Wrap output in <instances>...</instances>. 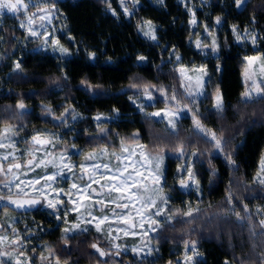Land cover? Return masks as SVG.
Segmentation results:
<instances>
[{
    "label": "trees",
    "instance_id": "trees-1",
    "mask_svg": "<svg viewBox=\"0 0 264 264\" xmlns=\"http://www.w3.org/2000/svg\"><path fill=\"white\" fill-rule=\"evenodd\" d=\"M42 1L56 4L61 25L58 40L69 52L62 56L50 51H35L33 48L37 43L32 42L29 36L25 38L26 32L9 21L18 17V14L2 13L5 22L0 26V124L15 125L18 134L26 138L34 130L52 129L62 133V141L67 145L75 144L76 148L83 151L102 144H107L111 150H118L119 136L127 137L134 129H139V142L151 148L155 136L166 135L163 131L164 124L156 122L158 120L155 118L151 121L147 119L133 101L129 100V96L140 94L136 89L128 87L129 78L134 82L163 84L169 91L175 85L178 92L181 91L180 78L176 67L171 63L169 49L174 47L184 50L186 41L193 32L182 5L177 0H164L162 4L138 0L133 14L125 16L119 7V0H110L112 8L116 10L114 16L108 11L105 0ZM222 1L225 0H213L215 5L208 12H212L213 16L220 15L225 27L231 22L245 26L255 17L264 30V0H247L246 6L240 9L234 0H226L225 3ZM199 15L202 16L203 13L199 11ZM143 19L158 25L159 42L145 38L137 29V23ZM225 37L226 41L224 35L219 36L223 70L219 77H214V82L215 85L220 84L227 95L226 118L217 121L208 115L212 110L209 104L211 94L200 103L201 118L208 116L204 120L205 124L218 133L223 130L225 138L230 140L233 158L239 169H230L223 155L214 152L212 163L217 174L210 182L207 160L204 157H193V171L197 174L202 191L198 195L183 191L174 183L171 173L167 175L165 190L169 191L171 188L170 206L183 208L184 201L193 204L198 202L200 217L191 225L179 223L177 219L171 222L174 227L165 225L154 239L158 253L152 257L139 258L132 252H120V255L112 253L110 257H99V260H109L110 264H165L169 260L175 264L179 260L183 264V241L195 239L203 254L199 258L202 264H224L226 258L232 261L234 257L236 261L245 259L258 264V254L264 250L261 238H254L256 247L253 248V240L246 226L236 225L235 217L232 216L225 222L223 214L219 212L225 206L224 195L230 181L235 189L234 197L239 196L249 205L254 219H257L256 206L264 207V187L252 182L257 169V155L264 148V123L260 122L264 113V100H253L246 105L239 102V94L244 87V60L232 39ZM86 51H92L95 55L89 58ZM138 56H143L144 59L138 60ZM13 61L20 62L21 69L14 70ZM64 75L67 76L66 80ZM82 79L100 87H93L89 91L81 84ZM154 92L156 101L149 104L151 106H147L146 110L164 106L162 95L155 90ZM17 99L24 100L25 109H16ZM42 104L51 105L57 116L63 111V107L71 105L80 118L73 123L72 128L69 127L72 120L70 115L68 124L61 125L51 114L42 111ZM232 105H236V108L233 109ZM113 107L119 111L113 113ZM17 111L23 112L22 117L9 119ZM240 112H243V118H240ZM99 113L116 116L114 120L100 123L109 130L106 137L96 129L94 116ZM191 123L188 116L182 119L178 125L179 134L186 141L196 142L195 137L189 135ZM149 130L153 133L151 138ZM165 142L171 146L175 143V138L168 137ZM197 147L203 149L208 146L201 141ZM177 163L181 161L169 152L165 160L167 169L175 171ZM16 213L30 215L33 220L41 223L37 232L40 246H33L37 248L36 255L43 250L41 245L46 242L62 262L67 260V264H97L98 253L90 248V244L97 241L100 247L108 245L105 237L93 228L86 233L69 235L70 244L63 245L60 240L62 226L48 210L39 206ZM192 228L195 231H191ZM49 260L53 264L55 258L49 257Z\"/></svg>",
    "mask_w": 264,
    "mask_h": 264
},
{
    "label": "snow or ice",
    "instance_id": "snow-or-ice-1",
    "mask_svg": "<svg viewBox=\"0 0 264 264\" xmlns=\"http://www.w3.org/2000/svg\"><path fill=\"white\" fill-rule=\"evenodd\" d=\"M158 2L163 3V0H158ZM108 11L112 12L116 16V10L112 8L110 0H105ZM138 0H131V5L127 4L125 0H119V7L123 10V15H132V9L136 7ZM237 8H243L246 6V0H234ZM187 6V5H186ZM33 8L34 11L29 14L28 9ZM7 10L9 13L20 14L21 9H23L22 15L24 19L19 21L20 27L26 32V37L28 36L36 39H40L41 29H43L42 36L47 37V39L41 40L38 47L47 48L49 46V41L53 46V51H59L62 55L69 52V49L63 46L57 39L55 33H49L44 27L43 22H50L54 12L56 11V4L53 2L51 4H32L31 2L25 3L24 0H0V12ZM188 12L190 13L189 24L195 23V14L191 7H188ZM217 24L221 23V17L219 15L213 18ZM37 20L41 21L39 27H34ZM251 22L255 23V17L251 18ZM137 29L143 33L144 36L150 38L153 41H157L156 26L151 20L143 19L141 22L137 23ZM233 36L237 41L242 39L251 40L253 44L256 43L257 34L255 32H250L248 27L245 26L243 34L238 32L237 26L235 24L231 25ZM205 33L211 37L210 46L204 45L199 36L195 41L196 47L200 48L202 51L205 47H210L213 53L217 52L218 44L215 36L214 29L209 30L208 26H204ZM74 42V38H72ZM86 55L92 58L95 53L92 51H86ZM138 60H143V56H138ZM181 57L177 54L176 64L180 72V89L178 92L175 85L171 87L169 91L163 84H151L150 82H134L130 77V83L128 87L136 89L144 98L149 101L153 99V90L162 95L163 108H156L152 112H146L145 108L151 105H145L143 103H137L132 96H129V100L133 103H137L139 111L145 115L150 121L159 117L160 121H166L164 125V136H155V142L152 143L151 148L145 143H140L141 131L139 129H134L127 137L119 136V146L118 150L109 152L108 145L102 144L97 145L88 152H79L83 157L78 167L85 176H87V181L82 185L76 183L69 184V191L64 192V189L59 187H52L53 183L56 182V178L61 176V173L67 172L69 174V179H71L73 173L72 169L77 167V164L71 162V157L68 152L61 148V154L59 156H54L52 153L46 151L43 146L50 144L53 140H60L58 135L48 133L47 130L43 131H33V134L29 136L24 143L27 147L23 150L22 155L31 157L30 159L22 160L17 162L16 157L13 153H0V174H3L4 179H0V201H5L4 211L7 213L9 211L8 205H15L16 208L23 209L25 206L29 208L37 205L38 203L47 204L48 208L58 210L62 201L52 198L48 199L47 196L42 192V188H50L53 193L59 194L64 192L65 195H69V202L72 205L68 210L76 212L77 207H84L85 212L88 216H92V212L89 210L93 207V204L89 203L87 205L78 204L77 200L71 199L70 192L74 189L82 188L84 194L77 191V195L81 201H91L93 197L89 193H95L98 190L92 187V183L100 184V180L104 179V173L99 172V169H104L105 172H110V179L105 180V183L100 184V191L108 188L110 191L105 194L108 198L103 196L95 199V207L103 210L104 205L116 204L117 208L128 209V205L132 204L135 206L136 215L139 216V224L132 223L129 219V212L123 211L117 213L115 209H112L113 215L109 217L108 215L101 214L99 216L93 217L95 220V230L97 233H103L101 225L105 221L110 219L124 220L125 226L117 227L116 231L123 232L125 236L127 235H140L142 238L148 240L151 243V237L148 236L147 231L137 233L135 231H129V225L132 228L138 226H146L148 231L153 233L157 232V229L163 230L165 225H171L174 219H177L179 223L185 225H191L196 219L200 217L201 209L197 204H193L190 201H184V207L170 206L171 197L169 191L165 190L167 185V167L164 164L165 157L169 155V152L174 154L175 159L181 161L182 163L176 164V169L173 174L174 183L179 185L181 189H195L197 193L202 190L200 188V181L197 178V174L193 171V157L200 159L204 157L208 164V175L211 182L212 177L216 176L217 169L212 163V156L215 153H220L223 155L224 159L230 169L238 170L239 165L233 158L234 153L230 145V140L225 138L223 130L218 133L217 130L209 127L204 123V120L208 119V116L201 118L199 112V105L197 100L200 96L204 94V88L206 84L211 83V78L205 80L204 77L206 73V65L200 64L198 67L193 65L192 72L193 75H187V69L185 65L180 64ZM245 64L243 66V90L240 92V103L248 104L253 100H264V59L261 58V53L256 52L255 55L245 56ZM258 65L259 73L254 70V66ZM12 68L14 70L21 69V63L18 61L12 62ZM216 70L220 71V65L217 63ZM62 75L63 70L61 69ZM65 80L67 76L63 77ZM56 79H59L57 77ZM187 81V83L185 82ZM81 84H84L89 91L93 87H100L99 85L93 86L86 79L81 80ZM60 85H57L59 87ZM212 100V110L208 114L213 116L217 121H223L226 117V105L224 103V96L221 90L220 84H216L215 88L211 93ZM16 109L23 110L26 108L23 99L16 100ZM63 107V106H61ZM42 111L51 114L54 119L58 120L61 125L68 124V116L70 115L73 120L79 115L74 107L69 105L68 107H63V111L60 112L59 116L56 115L55 111L51 105H41ZM235 109L236 105H232ZM7 110V109H6ZM113 113L119 111V109L113 107ZM23 112L17 111L12 113L9 119H19L22 117ZM103 114H98L94 117L97 121L96 129L98 133L103 134V136L108 135V129L101 126L99 123L100 116ZM190 116L191 126L189 135L195 137L196 142L187 140L185 137L180 136V129L178 125L180 121L185 116ZM240 118H243V112L239 113ZM264 123V113H262L261 121ZM16 126L13 124H0V137L3 133H14ZM86 131V130H85ZM119 135V134H117ZM150 138L153 133L149 130ZM168 137H174L175 143L169 145L165 141ZM94 139H99V137H93ZM9 140V147L13 148V152L16 151L15 141L11 136L7 137ZM203 142L208 147L203 149L198 148L197 144ZM5 145L0 140V148H4ZM72 148H76V145H71ZM99 149V151H97ZM43 151L44 155L37 157L36 152ZM11 157V162L9 161ZM100 157H105L106 162L92 163V161L98 160ZM111 157L116 160V165L111 164ZM134 158V159H133ZM6 164V167H5ZM50 166V168H49ZM22 167H27L28 171H32L33 168H43L48 169L42 175H34L27 182L19 179V170ZM98 177V178H97ZM40 180L44 181V184L37 187ZM252 182H258L262 187H264V152L261 153L259 160V167L256 173L253 175ZM27 183L29 191L32 192L31 197H27L22 185ZM235 189L232 187V182H229L225 190L224 201L225 206L219 210L222 213V219L227 222L229 217H235V224L244 227L246 226L247 232L250 238L253 240L252 247L255 248L254 238L259 236L261 238V243L264 244V207L256 206L255 215L257 219L253 218V213L249 209V205L244 202L239 196L234 197ZM112 193L117 195L113 196ZM44 197L41 200V197ZM119 202V203H118ZM167 209V210H166ZM68 210L64 212V222L69 223ZM161 214H163L161 216ZM50 215H56L55 212L50 213ZM61 217L57 216V219ZM82 214L78 213L76 216V221H72L69 227L61 228L60 240L63 245L70 244L69 233L78 234V232H88L90 229L88 227H81L80 221ZM11 219V217H9ZM146 222V224H145ZM85 225H91L92 220H84ZM174 227V226H173ZM0 264H52L49 257L55 258V264H67V260L61 261V258L55 254L52 247L46 242L41 245V250L38 255L29 256L24 250L23 246L29 243L27 236H21L19 230L12 228L11 237L7 234V229L4 225H0ZM74 230L77 232L74 233ZM195 231V228L190 229ZM30 231V230H29ZM108 245L107 247H100L97 241H93L90 244V248L98 253L97 264H110L109 260H99V257H110V254L120 255V249L125 247L119 243H116V237L112 234L111 226L108 227L106 234ZM185 252L183 253L184 264H202L199 260V253L197 250V241L184 240L183 241ZM19 250V251H18ZM142 250H146L147 253L151 254L153 248L149 247L147 244L143 246H133L132 251L139 253ZM30 251L35 254L37 253V248L32 247ZM47 252V255H45ZM165 264H173V261H166ZM175 264H180L177 260ZM224 264H256V261H249L245 259H240L236 261L235 257L232 261L227 258ZM258 264H264V250L258 254Z\"/></svg>",
    "mask_w": 264,
    "mask_h": 264
},
{
    "label": "rangeland",
    "instance_id": "rangeland-1",
    "mask_svg": "<svg viewBox=\"0 0 264 264\" xmlns=\"http://www.w3.org/2000/svg\"><path fill=\"white\" fill-rule=\"evenodd\" d=\"M148 1L151 3H160V2H158V0H148ZM24 2L25 3L31 2L32 4L44 3L42 0H24ZM125 2L129 5L131 3L130 0H125ZM163 2H164V0H163ZM177 2L180 5H182L184 10L186 11L188 24H189V19H190V13L188 12V7H191L193 9L196 22L189 24V26L193 30V32H192V35L186 41V45L184 47L185 49L182 50L181 48H174V47H171L169 49V53H170V57H171V63L176 67L175 69L178 72L179 78H180V72H179L178 66L176 64L177 54H179V56L181 57L180 64L185 65L186 69L188 70L187 75H189V76L193 75V72L191 70L193 65H195L197 67L200 64L206 65L207 75L204 77V79L208 80L210 77L211 83L205 85L204 94L202 96H200L197 100V103L199 105V112L201 114V106L202 105H200V103L203 99H205L209 94L212 93L213 89L215 88V82H214L215 78L214 77L215 76L219 77L222 73V70H223V65L221 63V54H220V52H221L220 51L221 50L220 49L221 40H219V36L224 35V39H225L224 41H226L225 36L230 37L233 41L232 42L233 45L238 47L239 53L242 55V58H244L245 56H249V55H255L256 52H259V53H261V58L264 59V30L261 27V25L259 24V22L255 19V23L249 22V23L245 24V26L248 27L250 32H255L257 34L256 43L253 44L251 40H247V39H242V40L237 41L235 39V37L233 36L231 25L235 24L237 26L238 32H240L241 34H243V32H244L245 26H243L242 24H240L238 22H231L225 27L223 24L222 18H221V23L217 24L216 21L213 19L217 15L213 16L214 14H212V12H208L209 11L208 9L213 7V5H215L213 0H177ZM223 2L225 3L226 0L222 1V3ZM51 3H53V2H50V4ZM160 4H162V3H160ZM238 9H240V8H238ZM33 11H34L33 8L28 9L29 14H31ZM121 11L123 12L122 9H121ZM199 11H201L203 13L202 16L199 15ZM3 12H8V11L5 9L2 12H0V26L2 25L3 22H5V18L2 16ZM132 12H134L133 9H132ZM22 13H23V9H21V13L18 14V17H16V18L13 17L9 20V21L13 22L15 25H17L19 28H21L19 21L21 19H24V16L22 15ZM129 16H131V15H129ZM59 18H60V12L56 8V11L54 12L50 22H48V21L43 22L44 27L48 30V32L50 34L54 32L57 39H58V35L61 31V25L59 23ZM40 23H42V22L37 20L34 27H39ZM154 25L156 26V33H157V41H154V42H159L160 39H159L158 25H156L155 23H154ZM205 25L208 26L210 31H212L213 29L215 31V36H216L217 44H218V49H217L216 53H213L211 51L210 47H205L203 51L200 48L196 47L195 41L197 40L198 36H199L200 41L204 45L210 46V44H211V37H209L208 34L205 33V31H204ZM21 29L24 30L23 28H21ZM42 32H43V29H41L40 39L32 38L29 36L31 38L32 42L37 43L36 47H34L33 49L35 51H50L53 54L62 55L59 51H53V46L51 45V41H49V46L47 48L38 47V45L41 43V40L47 39V37L42 36ZM141 34L143 35L142 32H141ZM144 37L151 40L150 38H148L146 36H144ZM151 41H153V40H151ZM0 42H1V33H0ZM66 54H68V53L63 54L62 56L66 55ZM217 63H219V65H220V71L216 70ZM244 64H245V61H244ZM254 70L257 73H259L258 65L254 66ZM242 72H243V70H242ZM242 79H243V77H242ZM217 81H218V79H217ZM185 82L187 83V81H185ZM218 83H219V81H218ZM222 92H223V96H224V103L226 105L228 102V98H227V95L225 94V92L223 90H222ZM133 99L136 100L137 103H143L145 105H149V104L155 103L156 96H155V92L153 90V99L151 101H149L147 98H144L141 94L134 96ZM137 103H134L136 107H137ZM209 104H210V109H212V100H210ZM163 107H155L150 111L146 110V108H145V111L146 112H152L156 108H163ZM99 114H103L100 116L99 123H102L105 121H111V120H114L116 118V116L109 115V114H104V113H99ZM97 115H95V116H97ZM185 117H187V115ZM188 117L190 118V116H188ZM79 118H80V115H78L75 118V120L72 119L69 127L72 128L73 123H75ZM184 118H182V119H184ZM155 119L160 120L159 117H155ZM95 122L97 123V121H95ZM161 122H163L164 125L166 124V121H161ZM44 130H47L48 133H52V134L58 135L60 137V140H58V141L53 140L50 144L43 146L44 149L46 151L52 153L54 156H59L61 154L60 149L64 148L68 152L69 156L71 157V162L77 164V167L72 169L73 175H72L71 179H69V174L67 172L61 173V176L63 177V179H61L60 177H57L56 182L53 183L52 187H59V188L64 189V192H68L70 183H76L78 185H82L83 183H85L87 181V176H85L83 173H81V171L78 167L79 163L83 159V157L79 154V152H88L90 150L83 151V150L78 149V148H72L71 145H67L64 141H62V133L55 131V130H52V129H44ZM9 136H11L12 139L16 142L15 143V148H16L15 152H13L12 147L8 146L9 140L7 139V137H9ZM26 139H27L26 137L20 136L18 134V131H16V130L14 133H7V132L3 133V136L0 137V140H2L5 147L0 148V153H13V155L16 157L17 162H21L22 160H25V159H30L31 157L22 155L23 150L27 147V145L24 143V141ZM97 151H99V150H97ZM112 151H116V150L109 149V152H112ZM262 152H264V148L262 151H259V154L257 155V158H256L257 159V169L259 167V160H260V156H261ZM35 155L37 157H40V156L44 155V152L43 151L36 152ZM110 159H111V164L113 166H115L117 163L115 158L111 157ZM165 160H166V157H165ZM8 162H11V157H9ZM101 162H106V158L100 157L98 160L92 161V163H101ZM164 164H165V161H164ZM5 167H6V164H5ZM49 168H50V166H49ZM257 169L254 171V174L256 173ZM46 171H48V169L35 168V167L33 168L32 171H28L27 167H22L19 170V179L27 182L34 175H42ZM99 172L104 173V179L100 180V184H103V183H105V180L110 179V177H111L110 172H105V170L102 168L99 169ZM174 172L175 171L170 172V170L167 169V175L169 173H171L172 178H173ZM167 178H168V176H167ZM0 179H4L3 174H0ZM91 183H92V187L96 188L98 190L95 193L91 192V189L88 190L89 193L91 194V196L93 197V199L91 201H81L79 199V196L77 195V191H79L81 194H84V191L82 188L72 190L70 192V196H71V199L77 200L78 204H83V205H87L89 203L93 204V207L91 209H89L92 212V216L87 215L84 207H77L76 212L68 210L70 207H72V205L69 202V195H65L64 192L56 194V193H53L50 188H42V192L47 196L48 199L56 198V199L62 201L58 210L50 209V208H48L47 204L41 202V203H38L37 205L31 207V208H29L28 206H25L23 209L16 208L15 205H8L9 211L7 213H5L4 205L6 204V202L0 201V225H4V228L7 229V234L9 235V237H11L12 228L18 229L19 234L21 236H27L29 243L27 245L23 246V248L28 253L29 256H33V255H36V253L33 254L30 251V249L33 246H37V247L40 246V242H39V238H38L39 235L37 232L39 231V227H40L41 223L37 222L36 220H33L32 216H30V215H27V214L26 215H22V214L18 215L16 213V211L17 212H19V211H25L26 212V211H30V210L40 206L43 209L48 210L50 213L55 212L56 215H54V217L56 218L57 223L62 226V228L69 227L70 223L72 221H76V216L78 213H80V214H82V218L80 221H77V222L80 223L81 227L82 228L88 227L89 229L93 228L95 230V227H94L95 220H93V217L99 216L101 214L108 215L109 217H111L113 215L112 209H115L117 213H121L123 211H128V209H130L131 210L129 212L130 221L132 223L139 224V216L136 215L135 206L132 204L128 205V209H123V210L120 208H117L116 204L104 205L103 210L96 208L95 207V199H98L102 196L104 198H108L107 196H105V194L108 193L110 191V189L105 188V189H103V191H100V184H96L94 182H91ZM43 184H44V181L40 180L38 182L37 187H40ZM22 187L25 190L26 196L31 197L32 192L29 191V189L27 187V183L22 185ZM183 191H185V192L190 191L194 195H198V193L195 191V189H183ZM112 195L115 196L117 194L112 193ZM43 199H44V197L42 196L41 200H43ZM66 210H68V217H67V219L69 221L68 224H66L64 222V212ZM162 215L163 214H161V216ZM57 216H59L61 218L57 219ZM9 217H11V219H9ZM85 219L92 220V224L91 225H85L84 224ZM145 224H146V222H145ZM109 226H111L113 236L116 237L115 242L125 246L119 250L120 252H122V253L132 252L136 256H138L139 258L152 257L158 253V247L155 245L154 239L159 234L161 229H157V232L153 233L151 231H148L146 226H138V227L132 228L129 225V231H135L137 233L147 231L148 236L151 237V243H149L147 239L142 238L140 235H136V236L127 235V236H125L122 231L118 233L116 231L117 227L125 226V221L124 220L117 221L116 219H110L108 221H105L104 224L101 225V227L104 231H103V233H99L105 237L107 243H108V240H107L106 234H107V230H108ZM75 232H77V230H74V233ZM0 234H2V230H0ZM68 235H73V233H69ZM145 244H147L149 247L153 248V252L151 254L147 253L146 250H142L139 253H135L132 251L133 246H143ZM197 250H198V253L200 254L199 258L203 257V254L200 252L198 247H197ZM184 252H185V248L182 249V254H181V261L183 264H184V260H183V253ZM45 255H47V254H45ZM53 264H55V261Z\"/></svg>",
    "mask_w": 264,
    "mask_h": 264
}]
</instances>
